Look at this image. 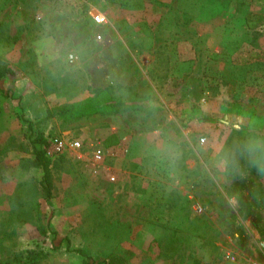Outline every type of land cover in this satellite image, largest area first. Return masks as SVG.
<instances>
[{"label":"rangeland","instance_id":"374dc122","mask_svg":"<svg viewBox=\"0 0 264 264\" xmlns=\"http://www.w3.org/2000/svg\"><path fill=\"white\" fill-rule=\"evenodd\" d=\"M247 11L264 0H0L16 70L0 84V263L264 264V23ZM28 118L82 143L49 157L50 199L20 163Z\"/></svg>","mask_w":264,"mask_h":264},{"label":"trees","instance_id":"16d2710c","mask_svg":"<svg viewBox=\"0 0 264 264\" xmlns=\"http://www.w3.org/2000/svg\"><path fill=\"white\" fill-rule=\"evenodd\" d=\"M245 23L248 28L253 29L257 26L264 23V11H247L244 12ZM260 53H256V51L252 52L250 56L247 57L246 62L251 61L254 58L260 57ZM16 70L12 68L9 64L3 63L0 61V84L4 78L10 75H14ZM96 92H102V89L95 90ZM99 98V97H95ZM107 100V99H106ZM100 105V106H99ZM109 106H111V101L107 100L106 102H76L73 104L65 105L63 107L58 108V112L65 116V118L70 116H82L85 114L91 113L95 109L110 111ZM134 107L133 105H129L128 102H118L114 109V112H122L129 110L130 108ZM57 112V113H58ZM29 124L30 134V155L24 156L21 158L20 163L21 166L26 170L36 169L40 172V186L42 187L43 191L46 194L48 199L53 197V181H52V166H51V159L47 155L46 148L48 146L49 141L47 138L42 134L36 131L34 126V122L28 118L26 119ZM8 146L3 150L7 152ZM178 199L179 197H169V200ZM176 202V201H175ZM80 254L86 255L84 249H77ZM34 253L31 251L29 255ZM37 255L30 256L29 260L22 261V258L8 260L5 262H1L0 264H30V262L35 261ZM108 259L111 264H125V260L123 257L115 255L114 253L108 254Z\"/></svg>","mask_w":264,"mask_h":264},{"label":"built area","instance_id":"2783aa9c","mask_svg":"<svg viewBox=\"0 0 264 264\" xmlns=\"http://www.w3.org/2000/svg\"><path fill=\"white\" fill-rule=\"evenodd\" d=\"M92 20L96 24H106L108 23V17L105 13H103L100 10H95V11H90ZM96 38L98 40H102V34L98 33L96 35ZM82 147V143L79 140H68L63 137H54L49 140L48 146L46 148L47 155L51 158H55L56 156L60 155L61 153L65 152L67 149H80ZM104 157L103 149L102 147H96L94 149V161L95 163H100L102 162ZM115 178V177H113ZM232 258H235L232 256ZM248 264H260L257 261H251Z\"/></svg>","mask_w":264,"mask_h":264}]
</instances>
